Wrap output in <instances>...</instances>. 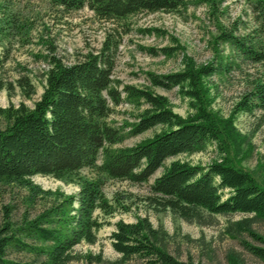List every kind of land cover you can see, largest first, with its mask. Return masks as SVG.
<instances>
[{"label":"trees","instance_id":"16d2710c","mask_svg":"<svg viewBox=\"0 0 264 264\" xmlns=\"http://www.w3.org/2000/svg\"><path fill=\"white\" fill-rule=\"evenodd\" d=\"M43 1L66 13L89 9L99 20L119 24L141 14L174 13L185 5V0ZM253 2L264 34V0ZM7 19V25H0V38L15 27V20ZM222 40L254 63L264 62V52L246 39L225 33ZM115 47L106 42L100 53L87 54L70 65L54 60L46 74L43 94L33 107L24 103L0 107V185L18 184L28 188L33 198L44 195L53 202L21 224L10 218L12 212L7 209V219L0 225V264H68L75 245L96 242V232L103 226L96 212H112L104 194L106 181L142 185L150 183L160 171L146 198L156 210L171 211L189 223H203L206 213L251 215L264 222V185L240 166L247 141L235 126L237 114L252 112L258 106L264 108V85H254L225 117L212 107L215 98L209 82L232 68L225 59L198 66L184 57L181 71L169 75L148 73V85L137 87L114 78ZM175 50L163 48L161 52L170 56ZM4 63L0 57V68ZM16 84L2 83L0 91L5 88L13 94L18 87L28 99L37 92L28 76L19 77ZM157 89H177L188 102L187 116L175 113L169 99ZM125 104L137 113L130 116L132 123L117 126L111 118ZM151 131L155 132L151 139L122 147L127 139ZM210 144L217 146L222 160L208 166L180 160L167 164L179 156L203 152ZM84 171L87 174L83 175ZM38 175L77 183L80 192L76 196L43 192L32 181ZM251 223L247 219L237 227L264 244ZM111 240L122 256V262L115 264H198L170 253L148 219L132 224L119 222ZM241 244L264 262L263 247L245 241ZM12 252L27 254L32 260L11 259ZM97 261L104 264L100 257Z\"/></svg>","mask_w":264,"mask_h":264},{"label":"rangeland","instance_id":"374dc122","mask_svg":"<svg viewBox=\"0 0 264 264\" xmlns=\"http://www.w3.org/2000/svg\"><path fill=\"white\" fill-rule=\"evenodd\" d=\"M253 0H185V5L174 13L141 14L124 23L99 20L89 9L66 13L43 0H0V25H7V17L15 20L14 29L0 38V57L5 60L0 68V85L14 83L21 76H28L36 87V94L28 99L16 87L13 94L5 88L0 91V107L19 106L24 103L33 107L43 94L46 74L54 60L70 65L87 54L100 53L106 42L116 45L113 59L114 78L137 87L148 85L147 74L169 75L184 67V57H189L198 66L225 59L232 67L223 75L213 76L212 105L225 117L247 96L254 85H264V62L254 63L241 55L232 45L223 42L225 33H233L246 39L258 51L264 52V34L254 13ZM7 28V26H6ZM176 49L167 56L161 49ZM167 97L175 113L186 117L188 102L177 89L156 90ZM254 107V106H253ZM136 109L125 104L111 118L117 126L132 123L131 115ZM235 126L246 142L240 166L250 171L264 185V108L258 106L252 112L236 115ZM0 127L3 121L0 119ZM159 131V130H158ZM155 132L127 139L122 147H133L151 139ZM175 160L195 166H208L222 160L215 144L207 150L193 155H182ZM87 171L83 172V175ZM162 174L160 171L150 183L135 185L126 181L107 180L104 194L112 212L97 211L96 216L103 226L96 232V242L82 241L72 249V260L68 264H104L122 262V256L114 249L112 233L119 222L135 223L148 219L159 231L166 248L182 261L192 259L198 264H264L242 244L245 241L263 247L237 224L252 220V230L264 238V222L251 215L205 214L203 223H189L171 211H159L151 207L146 198L150 185ZM34 185L43 192L63 193L76 196L80 192L77 183L57 180L53 177L35 176ZM53 203L51 198L41 195L33 198L31 191L18 184L0 185V225L10 218L21 224L32 219ZM90 257H93L92 259ZM11 259L31 261L27 254L12 252ZM125 264H143L128 261Z\"/></svg>","mask_w":264,"mask_h":264}]
</instances>
